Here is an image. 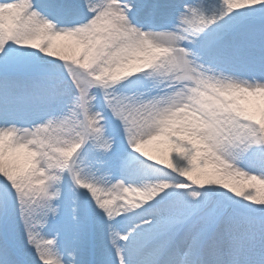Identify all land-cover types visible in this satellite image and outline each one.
<instances>
[{"label":"snow or ice","instance_id":"obj_1","mask_svg":"<svg viewBox=\"0 0 264 264\" xmlns=\"http://www.w3.org/2000/svg\"><path fill=\"white\" fill-rule=\"evenodd\" d=\"M0 264H264V0H0Z\"/></svg>","mask_w":264,"mask_h":264}]
</instances>
